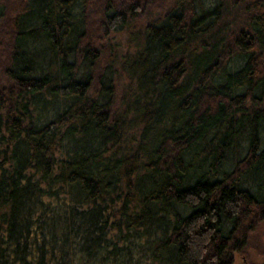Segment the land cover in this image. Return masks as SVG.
I'll return each mask as SVG.
<instances>
[{
  "label": "trees",
  "instance_id": "1",
  "mask_svg": "<svg viewBox=\"0 0 264 264\" xmlns=\"http://www.w3.org/2000/svg\"><path fill=\"white\" fill-rule=\"evenodd\" d=\"M155 2L0 0V264H233L264 219V0Z\"/></svg>",
  "mask_w": 264,
  "mask_h": 264
},
{
  "label": "rangeland",
  "instance_id": "2",
  "mask_svg": "<svg viewBox=\"0 0 264 264\" xmlns=\"http://www.w3.org/2000/svg\"><path fill=\"white\" fill-rule=\"evenodd\" d=\"M171 0H156L155 5L161 4L155 9V12L162 10ZM241 3V2H240ZM228 12L224 15L223 20L230 24L235 18H240V5H234L229 1ZM161 8V9H160ZM160 9V10H159ZM154 11V9L152 10ZM122 34H118L121 36ZM264 255V219H262L257 226L249 232L247 244L243 252H236L234 254L233 264H254L262 260Z\"/></svg>",
  "mask_w": 264,
  "mask_h": 264
}]
</instances>
